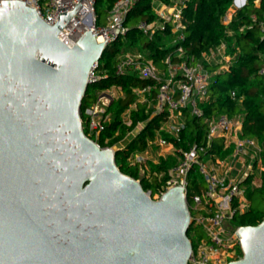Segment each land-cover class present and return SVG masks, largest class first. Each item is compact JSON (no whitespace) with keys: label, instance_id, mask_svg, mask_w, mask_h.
Here are the masks:
<instances>
[{"label":"water","instance_id":"95a60500","mask_svg":"<svg viewBox=\"0 0 264 264\" xmlns=\"http://www.w3.org/2000/svg\"><path fill=\"white\" fill-rule=\"evenodd\" d=\"M79 2L48 24L0 1V264H187L183 187L151 199L82 130L88 76L109 43L88 29L61 41ZM235 234L242 255L227 264H264V218Z\"/></svg>","mask_w":264,"mask_h":264},{"label":"trees","instance_id":"16d2710c","mask_svg":"<svg viewBox=\"0 0 264 264\" xmlns=\"http://www.w3.org/2000/svg\"><path fill=\"white\" fill-rule=\"evenodd\" d=\"M115 1L95 0L97 24L106 22ZM152 1L136 0L130 7L124 21L127 32L123 38H118L105 48L97 62V79L88 84L79 114L84 119V109L95 101L99 92L109 87L119 90V94L112 97L105 109L108 119L98 135L97 143L100 147H112L128 132L140 126L126 145L114 150V160L122 173L138 179L142 189L150 191L151 194L169 178L170 169L177 162L175 153L179 149L186 150L194 143H205L207 133L205 119L220 114L231 118L240 116L239 136L257 139L262 169L259 173L258 186H250L254 172L249 173L244 180L247 185L245 196L248 199V206L243 211H235L230 224L256 225L264 218V93L263 80L258 73V69L264 65V35L250 16L254 13L259 19L264 12V3L256 8L249 2L239 8L230 22L224 25L221 19L231 0H184L181 11L182 29L173 31L172 22L164 21L162 28L149 35L138 27V23L159 19L152 7ZM159 1L170 2V0ZM227 29L232 33H227ZM220 44H224V52L229 57V64L225 67H222L221 62H207L203 58L204 53L216 49ZM179 47L182 49L181 55H173ZM126 51L141 54L161 71L166 70L165 59L170 57L172 63L181 61L189 64L201 63L210 72L208 97L198 105L202 110L201 115L191 113L188 107L182 108L185 121L178 136L163 130L159 132L161 137L173 146L174 152L159 157L158 161L146 160L148 177L140 175L139 165L129 164L127 158L135 151H143L147 148V143L154 139L160 122L166 120L169 112L166 108L159 111L155 108L157 86L154 80L142 78L130 69L120 73L116 71L119 61L116 56ZM146 87L149 90L144 93V99L140 100L135 90ZM230 92H233V95ZM125 110H127V119L122 115ZM83 131L86 132L84 127ZM232 149V144L223 147V138L217 137L206 148V153L224 157L229 155ZM207 154L203 156L206 157ZM204 188L202 176L196 165H192L187 173V202L191 200L193 194H201ZM254 194L257 195L256 202L253 201ZM186 234L192 248L204 236L199 227H193L191 224ZM239 253L241 254L240 250Z\"/></svg>","mask_w":264,"mask_h":264},{"label":"built area","instance_id":"2783aa9c","mask_svg":"<svg viewBox=\"0 0 264 264\" xmlns=\"http://www.w3.org/2000/svg\"><path fill=\"white\" fill-rule=\"evenodd\" d=\"M1 1V0H0ZM26 6L35 9L37 14L48 24H54L60 13L71 11L79 0H20ZM136 0H116L110 9L107 20L104 24H97L94 4L95 0H81V5L71 16L69 21L60 29L64 35L61 39L68 46H72L85 30H91L96 37L101 35L102 41L111 43L118 38H123L127 32L125 17L130 7ZM172 1L173 6H168L166 12L158 11V25L155 21H140L138 27L145 33L151 35L158 28H162L164 21L172 22V30L178 31L183 28L181 22V11L184 0H170L169 3L161 4L166 7ZM249 2L256 8L264 0H231L229 7L222 17V23L227 25L232 16L242 6ZM251 19L256 21L257 27L264 35V12L258 19L256 14H251ZM250 27V25L248 26ZM97 33V34H96ZM223 47L220 44L216 47ZM215 49L209 50V55L204 58L207 62L214 60L218 54ZM182 49L179 47L173 55H181ZM205 54V53H204ZM203 54V56H204ZM119 61L116 71L122 72L125 69L133 70L142 78L154 80L157 86L156 105L157 111L166 108L169 112L166 120L160 122L159 128L153 140L148 144L169 145L172 153L173 146L163 139L160 131L163 130L171 135L178 136V132L184 126V115L182 108L188 107L191 113L201 115L199 102L206 100L207 88L209 85L210 72L201 64H189L185 61L172 63L170 57L165 59L167 67L165 71L159 70L151 60H146L141 54H118ZM222 60V59H220ZM217 62V61H214ZM220 62V61H219ZM218 63V62H217ZM96 68L89 73L90 82L97 79ZM258 73L263 80L264 93V65L258 69ZM112 89L108 88L99 92L95 101L84 109V119L81 118V127L87 130L85 135L97 143L98 135L104 128V122L108 119L105 109L111 102ZM148 87L136 89L135 92L144 97ZM233 95V92H230ZM127 112V110H125ZM207 123L206 140L204 144H192L186 150L179 149L175 156L176 164L170 169L169 178L161 184L155 193L145 191L153 200L173 186L183 187L186 206L189 210V220L193 227H199L204 236L197 242L191 252L187 264H227L231 260L239 259L240 241L235 232L238 226H232L230 219L235 211H243L246 202L245 189L247 185L244 180L252 173V161L246 165L245 155L259 158L260 146L255 137L239 136L241 129V117L231 118L225 114H220L211 119H205ZM223 138V147L233 145L229 156L219 159L215 154H207L206 148L210 146L214 138ZM98 144V143H97ZM207 156H203L206 155ZM251 157V159H253ZM127 162L131 165H139V174L149 176L147 172L146 159L138 154L132 153ZM192 165H196L198 172L202 176L205 188L201 194H193L191 200L187 202V173ZM258 175L250 180V186L255 187L260 184ZM161 174H159L160 176ZM138 180V179H137ZM236 202V203H235ZM235 203V204H234Z\"/></svg>","mask_w":264,"mask_h":264},{"label":"rangeland","instance_id":"374dc122","mask_svg":"<svg viewBox=\"0 0 264 264\" xmlns=\"http://www.w3.org/2000/svg\"><path fill=\"white\" fill-rule=\"evenodd\" d=\"M173 6L174 5V1H172L169 5H167L166 7H164L161 3H159L158 4V6H157V9H156V11H155V13L158 15V11H163V12H166L167 11V9L169 8L168 6ZM154 9V8H153ZM158 20V19H157ZM157 20H154L155 21V26L156 25H158V21ZM219 50V49H218ZM218 50H216L215 49V53H217V54H219L218 55V57L216 56L215 58H214V60H210L209 59V61H211L212 63L214 62V61H220L221 63H222V67H225L226 66V64L224 63V61H223V59L222 60H220L221 59V55H220V53H218ZM224 50V49H223ZM126 53H128V54H135V52H132V51H126L125 53H123V54H126ZM122 54V53H121ZM109 88H111L112 90L110 91V94H112L113 96H116V95H118L119 94V90L118 89H116V88H112V87H109ZM108 89V88H107ZM138 98L140 99V100H143L144 99V97L142 96V95H139L138 96ZM123 117H125V119H127V112H123ZM139 127L140 126H137L134 130H132V131H130V132H128L125 136H124V138L119 142V143H117L116 145H114V146H112L111 147V149L114 151L116 148H118V147H123L124 145H126L129 141H130V139H132L133 137H134V135L136 134V131H137V129H139ZM87 131V130H86ZM170 152H171V148H169L168 146H166V145H158V144H156V143H153V144H148L147 143V148H145L143 151H135L134 153H138V154H140V155H142L146 160H151V161H158V159H159V157H165V156H167V155H169L170 154ZM227 156H229V155H226V156H224V157H218L219 159H223V158H225V157H227ZM245 157V163H246V165H248V164H250L251 163V161H252V172H254L255 174H254V176H256V175H258V171H260L261 169H262V165H261V163L259 162V158L258 157H256V156H254L253 155V157L251 156V155H245L244 156ZM251 157L253 158V159H251ZM246 197V196H245ZM256 198H257V195L256 194H254L253 195V201H255L256 202ZM246 202H248V199L246 198ZM247 207V206H246ZM246 209V208H245ZM201 230V229H200ZM193 238H195V237H193Z\"/></svg>","mask_w":264,"mask_h":264},{"label":"crops","instance_id":"0c3cea01","mask_svg":"<svg viewBox=\"0 0 264 264\" xmlns=\"http://www.w3.org/2000/svg\"><path fill=\"white\" fill-rule=\"evenodd\" d=\"M159 3H161V1H159V0H153V1H152V7L154 8L155 11H156L157 6H158ZM227 33H232V32H231V30L227 29ZM223 49H224V44H223V47H219L218 53H220V55H221V59H223L224 63H225L226 65H228V64H229V57L225 54V52H224ZM208 55H209L208 52L205 53L204 56H203V58H207ZM218 55H219V54H218ZM217 62H218V61H217ZM217 62H213V63H217ZM166 146H168V147L170 148L169 145H166ZM170 154H172V150H171Z\"/></svg>","mask_w":264,"mask_h":264},{"label":"bare ground","instance_id":"6f19581e","mask_svg":"<svg viewBox=\"0 0 264 264\" xmlns=\"http://www.w3.org/2000/svg\"><path fill=\"white\" fill-rule=\"evenodd\" d=\"M96 39H97V41L101 42L103 38H102L101 35H99V36L96 37Z\"/></svg>","mask_w":264,"mask_h":264}]
</instances>
